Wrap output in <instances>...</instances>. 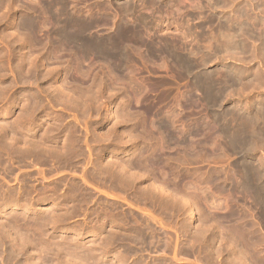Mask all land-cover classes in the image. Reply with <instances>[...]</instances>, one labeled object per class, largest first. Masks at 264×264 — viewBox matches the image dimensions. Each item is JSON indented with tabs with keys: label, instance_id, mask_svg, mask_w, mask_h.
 I'll list each match as a JSON object with an SVG mask.
<instances>
[{
	"label": "rangeland",
	"instance_id": "rangeland-1",
	"mask_svg": "<svg viewBox=\"0 0 264 264\" xmlns=\"http://www.w3.org/2000/svg\"><path fill=\"white\" fill-rule=\"evenodd\" d=\"M195 1L196 0H179V2L178 0H170V2L169 0H64L62 1V3L58 0H0V264H237L238 261L240 262L241 260H243L239 258L241 256H245L243 258H249V261L251 263L253 262V264L256 262V264H261V262L262 264H264V205L262 204L263 207L262 205H259L258 201L255 200V198L253 199L254 196L252 194L248 193L250 196L248 197L247 193H244L241 189H239L241 185L240 182L242 181L241 178L243 179L244 174L241 169L242 167H240L239 165L240 159L245 161L250 160L247 162H251L249 163L250 165H248L252 167L250 168L246 166V168L251 178L254 176V174H256V171L258 172V170L262 174H260V176L258 172L259 176L256 177V174L254 176V181L252 178V182H256V180L260 181L261 179L264 180V141L261 140V138H264V124H262L264 123V119L261 120L258 118V116L255 115V118L252 117L253 120L251 119V121H249L250 119L246 116V112H253L249 108H245L243 110L244 112L242 114L245 113L244 116H241L242 114L240 112V114L238 113V117L234 115L231 116L233 114L232 111V113H230V109L235 110L236 107L243 108L244 106L251 103L252 100L254 102H257V100L264 99V97H262L264 96V65L260 63L258 56H254V59L249 50L244 51L243 53H239L240 56L244 55L242 56V58H240L238 54L228 55V53H224V51H216L215 58L208 60L205 64V69L213 71L215 78H218L221 75L218 72L220 71L221 65H228V67L232 66L231 68L229 67L230 69L233 68L232 71H241V69H243L245 70V73L243 71L239 73V76L241 74V77L238 78V81L240 83L238 82L230 84L228 89H226V92L229 93H225L226 97L220 99L221 101L223 100L222 102L220 100L213 101L211 99H209V101L205 98V96H201V88H196L197 86L193 84V74L195 73L196 68H192L193 66H191L190 64H185V59L183 60V58L185 57L187 60H192L194 58L196 59L197 57L193 56V51H195L194 49L196 48V46H200V54H202L203 52L204 56L211 54L212 47L209 43L210 39L208 41L207 39L210 38L209 31L212 32V30H210L211 25H209V23L211 22L212 14L216 13V15H218L223 13V15H226L229 6L231 8L232 4L234 5L236 3L235 6H237L242 5L243 3L241 0L239 2H237V0H222V2H217L216 4L213 3L215 6H212V4L210 5V7V0H201L200 3L202 4H200V6L204 5V11L199 16L196 15L198 9H196L197 7H195L197 5ZM246 1L248 6L252 8L250 9V11L252 10L251 15L255 13L257 15H254L256 17H259L262 13L261 15L264 18V0ZM248 1L250 2L248 3ZM126 2L129 3V5ZM190 2L192 3L190 4ZM255 3L260 6L258 7L257 5H255ZM206 4L208 5V7ZM127 5L129 6V8ZM255 6L256 10L258 9V11L254 10ZM210 9H212L213 11L210 12ZM125 10L128 11V13H124L126 12ZM203 15L206 16L204 17ZM195 16H198L199 19ZM202 16L204 17V19ZM208 16H210V22L209 20H207ZM127 17H130L131 19H128ZM67 18L70 19L68 20ZM125 18L130 21H127ZM198 20L200 21V26L197 25ZM118 21H121L122 23ZM201 23L204 26L201 25ZM63 26H66V28H68L70 34H73L74 37H77L78 40L76 39V42L78 41V44L81 42L86 43L87 40L90 39L102 40V42L107 39V43L105 42V45L107 48H110L111 44L110 46L108 44L111 43V41L108 42V39H110V37L112 38L113 36H123V43H129L128 41H131L129 43L131 47H126L127 44L125 43V47L127 48H125V51L127 50L126 52L128 53V58L126 59L130 60V63L128 60H123L124 58L121 57L119 52L118 56L117 54L114 55L108 52L110 55L106 54L103 57V55L99 54L98 52H95L96 54H98L97 56H95L94 51H90L89 49H87L89 51H87L86 56H88L87 58L89 60L93 59L95 61L90 60V63L87 58H83L84 60L82 61L78 60L76 48L74 49V44L76 45L77 43L75 42L70 43V45L69 43L67 45H63L61 40L57 39V37L60 38L61 32L63 31ZM117 26L121 27L118 28ZM122 27H124L125 29ZM199 27H201V29ZM206 27L208 29H206ZM82 28H84L85 30L83 31ZM133 28H140V30H137L136 34V31ZM120 29H123L125 31ZM196 30L197 32H195ZM204 30H206L207 35L209 34V37L207 36V39H205L209 44L203 43L199 45V43L197 42H200L202 40L203 42H205V40L202 39L204 37L202 34L205 32ZM78 32L81 34H79ZM197 35L201 37L202 40ZM197 39L200 40L196 41ZM33 41L35 43H33ZM142 41L144 43H142ZM253 42H255V39H253ZM145 43H147L148 48L146 47ZM195 43L197 45H195ZM60 45L62 46L60 47ZM71 45L72 47H74L71 48ZM149 46L151 48H149ZM203 46H207V49ZM129 47L131 49V52ZM60 48L62 49L60 50ZM185 49L187 51H184ZM180 50H182V52ZM208 50L210 52H208ZM60 51L63 52L61 53ZM144 52H149L146 54V56L148 57L144 55ZM130 54H132L133 56L130 57ZM150 55L152 56L150 57ZM224 56L227 57L224 58ZM155 57L157 58L155 59ZM218 57H221L222 59H218ZM104 58L107 59V62L106 60H104ZM150 58H152L153 60ZM111 59L112 62H116V64L111 63ZM118 59L119 61H121L119 62ZM142 60L145 63L142 62ZM73 61L76 62L74 63ZM83 61L85 63H83ZM124 61L128 62L126 63ZM108 62L109 64L111 63L112 66H110ZM65 64L68 65L66 66ZM121 64L124 68L121 66ZM180 64L182 67L180 66ZM124 65L128 67L130 65L131 66L128 69ZM152 65H154V67ZM90 66L91 68H89ZM172 66L175 68L171 69L173 68ZM73 67H75V69ZM188 67L191 68V71L189 70V72H186L185 70ZM247 67H249V69ZM80 68L83 69V71L80 70ZM87 68L91 70H89V72H86L88 71ZM109 68V73L112 74L113 72V75H109L107 71V69ZM115 68L116 70L113 71ZM121 68H123L124 70H122ZM247 69L248 72L250 71L249 73L247 72ZM175 70H177L178 73ZM95 71L98 73H96ZM124 71H127L125 72L126 74L124 73ZM255 71L260 77L255 73ZM251 75L252 78H250ZM81 76H84L83 79ZM116 78H120L122 81L118 79L120 80L118 82ZM131 78L134 79L132 80ZM249 78L252 80H250ZM244 81L247 83H245ZM92 82L94 85H92ZM63 84L65 85V87ZM89 84L91 86H89ZM110 85H112V87ZM141 85L143 86V88L140 87ZM68 86L70 87L69 90ZM119 87L120 90L118 89ZM237 87H239L241 91ZM114 88H116V91L114 90ZM60 89L63 93H61ZM85 89H87L88 92ZM139 89L142 92H140ZM199 89V92H201L200 94L197 91ZM82 90H85L87 94ZM124 90L130 94H133L130 95L127 92L125 93ZM134 90L136 93L133 92ZM136 94H138V96ZM193 95L195 98L192 97ZM92 96H95V100H91V98H93ZM136 97H138V99ZM197 97L199 98L197 99ZM259 97L262 98L257 99ZM190 102L191 104H189ZM215 102L220 106H216ZM214 103L215 105H212ZM239 103H241L243 106ZM185 104H187L188 106ZM232 106H234L235 108ZM238 109L240 110L241 108ZM121 110L123 111V113ZM211 110L214 111L212 112ZM222 110L229 111L230 114L224 116L220 122H222L223 120L224 121L220 123L219 120L221 117L218 118V116H216V120L213 113L216 115V112H220ZM131 111L135 113H132ZM139 112L142 114V116ZM173 112L174 114H172ZM205 112H207V114ZM136 113L139 116H137ZM133 115L136 117H134ZM171 115L173 116L171 117ZM131 116L134 119H132ZM228 117H230V120L227 119L226 121V118ZM233 117H237V119ZM130 119L133 121H131ZM158 119L160 120L158 121ZM238 119L243 124H240V121ZM172 120L175 121L173 122ZM225 121L228 122V124ZM252 122L255 123L253 124ZM144 123H146L147 125H144ZM149 123L152 126L149 125ZM237 123L241 126L243 125L242 127L245 128V132L242 130L243 128L241 126L240 128L242 129L238 130L239 125ZM153 125L155 127L154 129ZM162 125L164 126L162 127ZM141 126H144L147 130L143 127L141 129ZM194 126L196 127V129ZM190 127L193 128L191 129ZM222 128H224V130H222ZM148 130L149 132H147ZM227 130L230 131V134ZM145 131L147 133H145ZM148 133L155 140L152 139L151 136L148 135ZM172 134H174L175 136ZM223 134L225 136H223ZM147 135L151 140L147 137ZM170 135L173 137L172 140L171 138H169ZM236 135H238L239 137H237ZM166 136L170 140H167ZM228 136L229 138L230 136L232 138L236 137L235 139H238L237 141L239 143L241 142L242 145L237 143L239 144L237 146L236 144H232L230 141H226ZM241 136L243 137V139ZM76 137L80 139L77 140ZM186 137L188 138L186 139ZM247 137L248 140L250 139L251 141H248ZM95 138L98 140H96ZM245 139L246 141H244ZM70 140L72 142H77L72 143L70 142ZM78 141L80 144H78ZM225 141L229 142V145L227 143H224ZM77 145L80 146L78 147ZM70 146L72 149L70 148ZM234 146L238 147L239 149L235 148ZM243 146L245 147L242 148ZM139 148L141 151L139 150ZM79 149L81 151H79ZM70 150H72L71 153ZM223 150L225 153L223 152ZM138 152H140V154ZM68 153H70L71 155ZM144 153H146V155ZM197 154L199 155L197 156ZM160 155L162 156V158ZM137 156H141V160H139L140 158H138ZM191 157H193V160ZM142 159L144 160V164H148L149 162H153L155 160H161L162 164L165 165L163 166L164 168L162 166L160 167L162 168L159 169L160 171L158 170L160 173L153 174L150 172L152 174L151 175L149 173V170H146V168H148L147 166L145 169H141L142 171L138 167H135V169L133 168L135 165L138 166L135 163L139 161L140 163L141 161L143 162ZM132 160L137 161H135L134 163L132 162ZM119 161L122 162L123 165H129L131 164V162L134 163L135 165H130L131 167L133 166V170L131 167L128 168L129 170H123L120 167L122 164L119 163ZM145 161L147 163H145ZM181 161L183 164L181 163ZM165 162H167V164ZM118 164L121 165L118 166ZM174 164L177 167H175ZM110 166L112 167V169ZM118 167L120 169H118ZM238 168L241 169V171ZM165 169L167 171L166 174ZM134 170H136L135 172H137L138 170V175L135 174ZM181 170H183V172ZM253 170L256 171L254 172ZM140 172H142V176L139 175ZM97 173L99 176L97 175ZM123 175H125V177ZM154 175L156 176L153 177ZM128 176H130L131 179L128 178ZM132 176H135L136 179H133ZM84 177L86 180L84 179ZM215 177L216 179H214ZM255 177L257 179H255ZM120 178L123 179L121 180ZM132 179L133 181H131ZM155 179H159V181H155ZM215 180H218V182ZM122 181H124V185ZM160 181H163L167 184L163 185L164 183H162L160 184V186H169V192L167 191L168 188L167 190L164 189L166 187L163 188L168 192V194L166 191L164 192V190H159V188H162L160 186L158 187V189L155 188L158 185L156 184V182ZM170 181L174 183L171 184ZM128 182L130 183V185H127L129 184ZM148 183H151L150 186L155 184L154 187L152 186L154 190L149 186ZM221 184L224 185L221 186ZM146 185L150 188H145ZM175 186H178V189L176 188V191L173 190L175 189ZM188 186L190 187L188 188ZM142 189L145 193L141 191ZM170 189L175 192L171 193L173 194L172 196L170 192L173 191H170ZM183 190H185V192H183ZM149 194H152L153 196ZM174 194H176L177 196L174 197ZM187 194L189 197H186ZM180 195L181 197L183 196V198L180 197L181 199H178V196ZM79 198L81 200H79L80 202L78 201ZM150 198L153 199L150 200ZM184 198H186L187 201ZM182 200L183 202H181ZM79 203L80 205H82V207L79 206ZM193 204L196 206H194ZM190 206L195 210V214L193 217H189L188 215ZM254 207L255 209H253ZM198 208L200 209V211ZM201 215H206L207 217L205 216L206 218H204ZM210 215L215 216V219H213V216ZM123 216H125V219ZM220 216L221 219L218 218ZM135 222L138 224H136ZM230 222H232L234 225H232V223ZM200 223H202V226H200ZM205 223L210 226L209 227L207 225L209 230L206 227ZM145 225L146 227H148L146 228ZM247 225H249V227ZM136 227L139 229H137ZM199 227L201 229L202 227L203 229H205V232H203L204 234L202 233L201 229L199 230ZM230 228H232V233L230 232ZM248 228L252 229L249 230ZM225 230L229 233H226ZM233 230H235V232ZM240 233L242 236L240 235ZM227 234H231V236H228ZM227 236L230 238H228ZM237 237H241L240 239L242 242H240V239H237ZM254 237H256L257 239ZM247 238L249 240H247ZM227 239H229L230 241L228 240V242ZM236 239L239 241H237ZM165 240L168 242H166ZM231 240H235L236 243L238 242L237 246L236 243L232 242ZM251 242L253 243L251 244ZM230 243L234 244L236 248H240V246L243 244L241 246L243 248L241 256L239 255V251ZM244 245L246 247H244ZM250 249L253 250L251 251ZM247 250L250 253H248ZM217 251L219 252V254ZM233 253H235L236 255L238 254L239 256L237 255V257H234L235 254L232 256ZM253 253H256V255Z\"/></svg>",
	"mask_w": 264,
	"mask_h": 264
},
{
	"label": "bare ground",
	"instance_id": "bare-ground-1",
	"mask_svg": "<svg viewBox=\"0 0 264 264\" xmlns=\"http://www.w3.org/2000/svg\"><path fill=\"white\" fill-rule=\"evenodd\" d=\"M56 1V0H55ZM58 1H60V2H62V1H64V0H58ZM67 1V0H66ZM157 1V0H156ZM211 1V4H209V6L210 5H212L213 3L214 4H216L217 2H222V0H210ZM229 1V0H228ZM240 0H237V2H239ZM242 1V5H237V6H235V4L233 5L232 4V6H231V8H230V6L228 7V11H227V14L226 15H223V13L222 14H218V15H216V13H213L212 14V17H211V22H210V16H208V19L207 20H209V22L210 23H212V24H210L209 23V25H211V29L210 30H212V32L211 31H209L210 32V38H208L207 39V36L209 37V34L207 35V33H206V30H204L205 32L204 33H202L203 34V38L202 39H207V41L209 40V43H210V46L212 47V51H211V54H209V55H207V56H204V52L202 53V54H200V46H196V48L194 49V48H192V49H194L195 51H193V56H196L197 58V60L194 58V59H190V57H189V59L190 60H187L185 57L183 58V60L185 59V64H190L191 66H193L192 68H196V71H195V73L193 74V78H194V85L195 86H197L196 88H201V92H199L200 91V89L199 90H197L198 92H199V94L202 96L203 95V97L205 96V98L206 99H211V100H213V101H215V100H220V99H223L224 97H226V94L225 93H229V92H226V89H228V87L230 86V84H234V83H238L239 81H238V78L239 77H241V74H240V76H239V73H241V71H245V70H243V69H241V71L239 72V71H232V69H230L229 67H228V65H221V68H220V71H218L221 75L217 78H215V76H214V72L213 71H211V70H206L205 68V64L207 63V61L208 60H210V59H214L215 58V54H216V51H224V53H228V55L230 54V55H236V54H238L239 56H240V54L239 53H243L244 51H250V54L251 55H253V57L254 56H258V58H259V61H260V63L262 64V65H264V18L262 17V13L260 14V16L259 17H256L255 15H257V14H255L254 12V14H252L251 15V11H250V9H252V8H250L249 6H248V4H247V1L246 0H241ZM260 1V0H259ZM258 1V2H259ZM46 2V1H45ZM50 2V1H49ZM54 2V1H53ZM130 2V1H129ZM152 2V1H151ZM150 2V3H151ZM169 2H170V0H169ZM174 2V1H173ZM178 2H179V0H178ZM196 2V4L198 5H196L195 7H197L196 9H198L197 10V14L196 15H199L200 16V14L201 13H203V6H200V4H202V3H200L201 2V0H196L195 1ZM224 2H226V1H224ZM250 1H248V3H249ZM253 2V1H252ZM256 2V1H255ZM63 3V2H62ZM127 3V2H126ZM132 3V2H131ZM181 3V2H180ZM183 3V2H182ZM192 2H190V4H191ZM208 3H210V2H208ZM59 4V3H58ZM61 4V3H60ZM71 4V3H70ZM128 5H129V3H127ZM159 4V3H158ZM178 4V3H177ZM176 4V5H177ZM187 4V3H186ZM212 5V6H215V5ZM259 4H261V3H259ZM263 4V3H262ZM47 5V4H46ZM52 5H53V3H52ZM67 5V4H66ZM126 5V4H125ZM125 5H123V6H125ZM127 5V6H128ZM132 5V4H131ZM136 5V4H135ZM160 5V4H159ZM188 5V4H187ZM207 5V4H206ZM219 5V4H218ZM217 5V6H218ZM255 5H257L258 6V4H256L255 3ZM264 5V4H263ZM9 6V5H8ZM17 6V5H16ZM61 6V5H60ZM153 6V5H152ZM260 6V5H259ZM258 6V7H259ZM50 7V6H49ZM62 7H64V6H62ZM73 7V6H72ZM135 7V6H134ZM184 7V6H183ZM207 7H208V5H207ZM211 7V6H210ZM251 7H252V5H251ZM257 7V8H258ZM262 7V6H261ZM120 8V7H119ZM123 8V7H122ZM128 8H129V6H128ZM127 8V9H128ZM132 8V7H131ZM170 8V7H169ZM188 8V7H187ZM193 8V7H192ZM201 8H202V10H201ZM226 8V7H225ZM224 8V9H225ZM156 9V8H155ZM195 9V8H194ZM195 9V10H196ZM205 9H206V7H205ZM227 9V8H226ZM225 9V10H226ZM55 10V9H54ZM123 10V9H122ZM129 10V9H128ZM169 10V9H168ZM182 10V9H181ZM194 10V11H195ZM211 11L210 12H212L213 10H214V8H213V10L212 9H210ZM217 10V9H216ZM219 10V9H218ZM224 10V11H225ZM254 10H256V6H255V9ZM261 10H262V8H261ZM126 11V10H125ZM148 11V10H147ZM193 11V12H194ZM202 11V12H201ZM206 11V10H205ZM221 11V10H220ZM256 11H258V9L256 10ZM255 11V12H256ZM51 12V11H50ZM159 12V11H158ZM174 12V11H173ZM210 12H209V14H210ZM57 13V12H56ZM65 13V12H64ZM119 13H120V11H119ZM124 13H128V11H126V12H124ZM179 13V12H178ZM208 13V12H207ZM260 13V12H259ZM72 14V13H71ZM205 14H206V12H205ZM64 15V14H63ZM190 15V14H189ZM195 15V14H194ZM254 15V16H253ZM259 15V14H258ZM130 16V15H129ZM138 16V15H137ZM145 16V15H144ZM188 16V15H187ZM204 16V15H203ZM202 16V17H203ZM206 16V15H205ZM204 16V17H205ZM4 17V16H3ZM28 17V16H27ZM139 17V16H138ZM195 17H197L198 18V16H195ZM204 17H203V19H204ZM21 18V17H20ZM128 18V17H127ZM144 18V17H143ZM153 18V17H152ZM46 19V18H45ZM64 19V18H63ZM68 19V18H67ZM70 19V18H69ZM68 19V20H69ZM106 19V18H105ZM109 19V18H108ZM126 19V18H125ZM128 19H131L130 17L128 18ZM128 19H126L127 21H130V20H128ZM138 19V18H137ZM199 19V18H198ZM206 19V18H205ZM25 20V19H24ZM32 20V19H31ZM141 20V19H140ZM144 20V19H143ZM197 20V19H196ZM84 21V20H83ZM122 21V20H121ZM121 21H118V22H120V23H122ZM202 21V20H201ZM47 22V21H46ZM79 22H81V21H79ZM87 22V21H86ZM85 22V23H86ZM117 22V23H118ZM134 22V21H133ZM136 22V21H135ZM59 23H61V22H59ZM100 23H101V21H100ZM115 23V22H114ZM120 23H119V25H120ZM193 23V22H192ZM198 23V24H197ZM197 23H195V24H197V25H199L200 26V21L198 20V22ZM205 23H207V22H205ZM42 25V24H41ZM117 25V24H116ZM154 25V24H153ZM201 25H203L202 23H201ZM85 26V25H84ZM90 26V25H89ZM186 26V25H185ZM204 26V25H203ZM206 26V25H205ZM118 27V26H117ZM119 27H121V26H119ZM118 27V28H119ZM125 27V26H124ZM124 27H122V28H124ZM127 27V26H126ZM202 27V26H201ZM201 27H199L200 29H201ZM79 28V27H78ZM91 28V27H90ZM197 28V27H196ZM209 28H210V26H209ZM26 29V28H25ZM62 29V28H61ZM83 29V31L85 30L84 28H82ZM125 29V28H124ZM133 29H135V31H136V34H137V30H140V28L138 29H136V28H133ZM146 29V28H145ZM206 29H208L207 27H206ZM51 30V29H50ZM74 30V29H73ZM77 30V29H76ZM120 30H123V29H120ZM148 30V29H147ZM193 30H195V29H193ZM192 30V31H193ZM27 31V30H26ZM40 31V30H39ZM123 31H125V30H123ZM133 31V30H132ZM131 31V32H132ZM134 31V32H135ZM86 32V31H85ZM111 32V31H110ZM120 32V31H119ZM128 32V31H127ZM130 32V33H131ZM195 32H197V30L195 31ZM201 32V31H200ZM208 32V31H207ZM208 32V33H209ZM79 33V32H78ZM78 33H76V34H78ZM88 33V32H87ZM118 33V32H117ZM116 33V34H117ZM123 33V32H122ZM125 33V32H124ZM140 33V32H139ZM149 33V32H148ZM194 33V32H193ZM199 33V32H198ZM197 33V34H198ZM79 34H81V33H79ZM173 34V33H172ZM46 35V34H45ZM57 35H58V33H57ZM96 35H98V34H96ZM102 35V34H101ZM106 35V34H105ZM114 35V34H113ZM120 35V34H119ZM125 35V34H124ZM80 36V35H79ZM82 36V35H81ZM84 36H85V34H84ZM95 36V35H94ZM133 36V35H132ZM150 36V35H149ZM191 36H192V34H191ZM198 36V35H197ZM197 36H196V38H197ZM83 37V36H82ZM81 37V38H82ZM100 37V36H99ZM109 37V36H108ZM122 37L123 36H120V37H110V39H108L109 41L108 42H110L111 41V43H108L109 44V46H110V44H111V46H110V48H107L106 47V45H105V42H106V40L104 41V42H102V40H97V39H90V40H87V42L86 43H84V42H81V43H79L78 44V41L76 42V39H77V37H74L73 36V34H70V32H69V30H68V28H66V26H63V31L61 32V35H60V38H58L57 37V39H60L61 40V42H62V44L63 45H67L68 43H69V45H70V43H77L76 45L74 44V49L76 48V53L78 54V60H80V61H82V60H84L83 58H87L88 56H86L87 55V51H94V55L95 56H97L98 54H96L97 52L99 53V54H102L103 55V57H104V55H106V54H109V53H111V54H117V56H118V52H119V54L121 55V57L122 58H124L123 60H128V59H126V58H128V53L125 51V48L126 47H128V46H130V42L131 41H128L129 43H126L127 44V46L125 47V43H123L124 42V40L122 39ZM135 37V36H134ZM133 37V38H134ZM136 37H138V36H136ZM173 37V36H172ZM171 37V38H172ZM174 37H175V35H174ZM179 37V36H178ZM199 37V36H198ZM32 38V37H31ZM133 38H131V39H133ZM153 38V37H152ZM170 38V39H171ZM195 38V39H196ZM200 39H201V37H199ZM28 39V38H27ZM80 39V38H79ZM84 39V38H83ZM125 39H127V38H125ZM140 39V38H139ZM149 39V38H148ZM167 39V38H166ZM175 39V38H174ZM192 39V38H191ZM200 39H197L196 41H198V40H200ZM201 39V40H202ZM253 39H255V42H253ZM31 40V39H30ZM36 40V39H35ZM78 40V39H77ZM86 40V39H85ZM130 40V39H129ZM142 40V39H141ZM165 40V39H164ZM187 40V39H186ZM50 41V40H49ZM56 41V40H55ZM178 41V40H177ZM190 41V40H189ZM26 42V41H25ZM28 42V41H27ZM59 42V41H58ZM133 42V41H132ZM151 42H152V40H151ZM160 42V41H159ZM174 42V41H173ZM33 43H35L34 41H33ZM32 43V44H33ZM57 43V42H56ZM107 43V42H106ZM142 43H144L143 41H142ZM142 43H141V45H142ZM192 43V42H191ZM197 43H199V45L200 44H205V43H207V44H209L208 42H206V40H205V42H203V40L202 41H200V42H197ZM250 43V44H249ZM254 43V44H253ZM129 44V45H128ZM133 44V43H132ZM131 44V45H132ZM136 44V43H135ZM146 44V47H147V43H145ZM145 44H144V46H145ZM249 44V45H248ZM21 45V44H20ZM153 45H155V44H153ZM173 45V44H172ZM195 45H197L196 43H195ZM62 45H60V47H61ZM137 46V45H136ZM136 46H135V48H136ZM140 46V45H139ZM143 46V47H144ZM151 46V45H150ZM149 46V48H151ZM191 46V45H190ZM202 46V45H201ZM208 46V45H207ZM206 46V47H207ZM67 47V46H66ZM72 47V45H71V48H73ZM131 47V46H130ZM130 47H129V49H130ZM133 47V46H132ZM154 47V46H153ZM169 47V46H168ZM204 48H206L205 46H203ZM142 48V47H141ZM148 48V47H147ZM173 48H174V46H173ZM172 48V49H173ZM185 48V47H184ZM203 48V49H204ZM62 48H60V50H61ZM67 49V48H66ZM73 49V50H74ZM87 49H89V50H87ZM127 49V48H126ZM143 49V48H142ZM141 49V50H142ZM145 49V48H144ZM177 49V48H176ZM182 49H183V47H182ZM186 49H187V47H186ZM184 50V51H187V50ZM207 49V48H206ZM205 49V50H206ZM209 49V48H208ZM211 49V48H210ZM181 52H182V50H180ZM203 51V50H202ZM61 52V51H60ZM63 52V51H62ZM61 52V53H62ZM69 52V51H68ZM96 52V53H95ZM109 52V53H108ZM130 52H131V49H130ZM134 52V51H133ZM141 52V51H140ZM152 52V51H151ZM156 52V51H155ZM176 52V51H175ZM177 52H179V51H177ZM205 52H207V51H205ZM208 52H210L209 50H208ZM74 53H75V51H74ZM92 53V52H91ZM145 53V52H144ZM147 53H149V52H147ZM147 53H145L144 55L146 56V54ZM153 53V52H152ZM220 53V52H219ZM64 54V53H63ZM134 54V53H133ZM139 54V53H138ZM151 54V53H150ZM208 54V53H207ZM218 54V53H217ZM222 54V53H221ZM249 54V53H248ZM23 55H24V53H23ZM72 55V54H71ZM93 55V54H92ZM110 55V54H109ZM149 55V54H148ZM157 55V54H156ZM163 55V54H162ZM173 55V54H172ZM182 55V54H181ZM181 55H178V56H181ZM189 55V54H188ZM202 55V56H201ZM206 55V54H205ZM220 55V54H219ZM218 55V56H219ZM224 55V54H223ZM227 55V56H228ZM133 55L132 54H130V57H132ZM152 55H150V57H151ZM170 56V55H169ZM193 56H192V58H193ZM227 56H224V58H226ZM242 56H244V55H242ZM242 56H240V58H242ZM74 57H75V55H74ZM76 57H77V55H76ZM101 57V56H100ZM103 57H102V59H103ZM111 57V56H110ZM137 57V56H136ZM146 57H148V56H146ZM157 57H158V55H157ZM157 57H155V59L157 58ZM167 57V56H166ZM183 57V56H182ZM222 57V56H221ZM221 57H218V59L219 58H221ZM231 57V56H230ZM233 57H236V56H233ZM35 58V57H34ZM93 58H94V56H93ZM118 58V57H117ZM116 58V59H117ZM159 58V57H158ZM163 58V57H162ZM165 58V57H164ZM181 58V57H180ZM179 58V59H180ZM244 58V57H243ZM248 58V57H247ZM246 58V59H247ZM88 59V58H87ZM86 59V60H87ZM121 59V58H120ZM134 59V58H133ZM141 59V58H140ZM150 59H152V58H150ZM161 59V58H160ZM178 59V60H179ZM222 59V58H221ZM254 59H255V57H254ZM257 59V58H256ZM68 60V59H67ZM90 60H93V59H90ZM89 59H88V61H90ZM104 60H106V62H107V59L106 58H104ZM122 60V59H121ZM120 60V61H121ZM153 60V59H152ZM181 60V59H180ZM235 60V59H234ZM238 60V59H237ZM60 61V60H59ZM93 61H95V60H93ZM109 61V60H108ZM111 61V63H113L112 62V59L110 60ZM109 61V62H110ZM114 61H116V60H114ZM118 61H119V59H118ZM119 61V62H120ZM129 61V63H130V60H128ZM128 61H124V62H128ZM133 61V60H132ZM131 61V62H132ZM155 61V60H154ZM168 61V60H167ZM191 61V62H190ZM218 61V60H217ZM236 61V60H235ZM240 61H241V59H240ZM244 61H246V60H244ZM248 61V60H247ZM252 61H254V60H252ZM256 61V60H255ZM33 62V61H32ZM74 62V61H73ZM76 62V61H75ZM74 62V63H75ZM102 62V61H101ZM109 62H108V64H109ZM123 62V61H122ZM142 62H144L143 60H142ZM150 62V61H149ZM187 62H190V63H187ZM79 63V62H78ZM83 63H85L84 61H83ZM87 63V62H86ZM90 63H91V61H90ZM95 63V62H94ZM109 64L110 66H112V64ZM125 63V64H126ZM138 63V62H137ZM145 63V62H144ZM162 63V62H161ZM167 63V62H166ZM166 63H165V65H166ZM226 63V62H225ZM234 63V62H233ZM249 63V62H248ZM247 63V64H248ZM22 64V63H21ZM33 64V63H32ZM69 64V63H68ZM67 64V65H68ZM77 64V63H76ZM88 64H89V62H88ZM93 64V63H92ZM98 64V63H97ZM105 64H107V63H105ZM113 64H116V62H114ZM124 64V63H123ZM242 64V63H241ZM66 65V64H65ZM66 65V66H67ZM72 65H73V63H72ZM78 65V64H77ZM76 65V66H77ZM101 65V64H100ZM120 65V64H119ZM146 65V64H145ZM155 65V64H154ZM154 65H152L153 67H154ZM169 65H170V63H169ZM172 65V64H171ZM178 65V64H177ZM189 65V66H190ZM244 65V64H243ZM19 66V65H18ZM79 66H80V64H79ZM88 66V65H87ZM105 66V65H104ZM103 66V67H104ZM108 66V65H107ZM121 66L123 67V65L121 64ZM120 66V67H121ZM124 66H126V65H124ZM131 66V65H130ZM129 66V67H130ZM135 66H137V65H135ZM156 66V65H155ZM157 66H158V64H157ZM162 66V65H161ZM180 66H181V64H180ZM186 66V65H185ZM35 67V66H34ZM83 67V66H82ZM86 67V66H85ZM93 67V66H92ZM102 67V66H101ZM106 67V66H105ZM119 67V68H120ZM129 67L128 66H126V68H128L129 69ZM173 67V66H172ZM182 67V66H181ZM219 67V66H218ZM234 67V66H233ZM246 67V66H245ZM20 68V67H19ZM53 68V67H52ZM74 69H75V67H73ZM89 68H91V66L89 67ZM100 68V67H99ZM108 68V67H107ZM114 68V67H113ZM124 68V67H123ZM123 68H121L122 70H124ZM132 68V67H131ZM138 68V67H137ZM150 68H152V67H150ZM175 67H173V68H171V69H174ZM189 68V69H188ZM188 68H186V72H189V70L191 71V68L190 67H188ZM217 68V67H216ZM238 68V67H237ZM244 68V67H243ZM248 69H249V67H247ZM21 69H23V68H21ZM33 69V68H32ZM65 69V68H64ZM88 69V68H87ZM103 69V68H102ZM112 69V68H111ZM121 69H120V71H121ZM133 69V68H132ZM135 69V68H134ZM142 69V68H141ZM154 69V68H153ZM156 69V68H155ZM248 69H247V72H248ZM51 70V69H50ZM80 70H82L83 71V69H81L80 68ZM89 70H91V69H88V71H86V72H89ZM99 70V69H98ZM97 70V71H98ZM104 70V69H103ZM110 70V68L109 69H107V71H108V73L110 72L109 71ZM116 70V68L113 70V71H115ZM117 70H118V68H117ZM126 70V69H125ZM188 70V71H187ZM237 70V69H236ZM65 71V70H64ZM71 71H72V69H71ZM84 71H85V68H84ZM129 71H131V70H129ZM128 71V72H129ZM136 71V70H135ZM135 71H134V73H135ZM176 72H177V70H175ZM254 71V70H253ZM260 71V70H259ZM96 72V71H95ZM100 72V71H99ZM103 72V71H102ZM105 72V71H104ZM112 72V71H111ZM117 72V71H116ZM115 72V73H116ZM123 72V71H122ZM125 72H127V71H124V73ZM138 72V71H137ZM141 72V71H140ZM148 72V71H147ZM175 72V73H176ZM184 72V71H183ZM193 72V71H192ZM217 72V73H218ZM242 72V73H243ZM250 72V71H249ZM248 72V73H249ZM257 72H258V70H257ZM256 71H255V73L258 75V73H257ZM264 72V71H263ZM71 73V72H70ZM80 73H82V72H80ZM90 73H91V71H90ZM94 73V72H93ZM96 73H98V72H96ZM121 73V72H120ZM120 73H118V74H120ZM132 73V72H131ZM178 73V72H177ZM216 73V74H217ZM218 73V74H219ZM245 73V72H244ZM26 74V73H25ZM54 74V73H53ZM65 74H68V73H65ZM84 74H85V72H84ZM101 74V73H100ZM126 74V73H125ZM124 74V75H125ZM127 74H130V73H127ZM260 74V73H259ZM27 75V74H26ZM76 75H77V72H76ZM107 75V74H106ZM109 75H113V72H112V74H110L109 73ZM116 75V74H115ZM114 75V76H115ZM133 75V74H132ZM177 75V74H176ZM244 75V74H243ZM255 75V74H254ZM264 75V74H263ZM263 75H261V76H263ZM64 76V75H63ZM73 76V75H72ZM75 76V75H74ZM88 76H89V74H88ZM129 76V75H128ZM245 76V75H244ZM259 76V75H258ZM68 77V76H67ZM78 77V76H77ZM76 77V78H77ZM80 77V76H79ZM82 77V76H81ZM84 77V76H83ZM83 77H82V79H83ZM106 77V76H105ZM113 77V76H112ZM132 77H134V76H132ZM137 77V76H136ZM139 77V76H138ZM260 77V76H259ZM39 78V77H38ZM89 78V77H88ZM103 78V77H102ZM123 78V77H122ZM164 78V77H163ZM250 78H252V75H251V77ZM249 78V79H250ZM64 79V78H63ZM80 79V78H79ZM115 79V78H114ZM117 79V78H116ZM118 79H120V78H118ZM117 79V81L119 82L120 80H118ZM124 79V78H123ZM132 79V78H131ZM130 79V80H131ZM134 79V78H133ZM132 79V80H133ZM157 79V78H156ZM180 79V78H179ZM248 79V78H247ZM255 79V78H254ZM38 80V79H37ZM39 80H41V79H39ZM90 80V79H89ZM96 80V79H95ZM129 80V81H130ZM250 80H252V79H250ZM264 80V79H263ZM12 81V80H11ZM63 81V80H62ZM115 81V80H114ZM122 81V80H121ZM128 81V82H129ZM135 81V80H134ZM65 82V81H64ZM109 82V81H108ZM126 82H127V80H126ZM132 82V81H131ZM140 82V81H139ZM245 82V81H244ZM252 82H254V81H252ZM60 83V82H59ZM111 83V82H110ZM121 83V82H120ZM123 83H125V82H123ZM154 83V82H153ZM240 83V82H239ZM245 83H247V82H245ZM61 84V83H60ZM59 84V85H60ZM98 84V83H97ZM101 84V83H100ZM99 84V85H100ZM103 84V83H102ZM122 84V83H121ZM135 84H137V83H135ZM171 84V83H170ZM261 84V83H260ZM6 85V84H5ZM16 85V84H15ZM62 85V84H61ZM60 85V86H61ZM64 85V84H63ZM76 85V84H75ZM77 85H79V84H77ZM92 85H94L93 84V82H92ZM104 85V84H103ZM107 85V84H106ZM114 85V84H113ZM120 85V84H119ZM128 85H130V84H128ZM128 85H127V87H128ZM140 85V84H139ZM184 85V84H183ZM188 85V84H187ZM54 86V85H53ZM58 86V85H57ZM56 86V87H57ZM82 86V85H81ZM89 86H91L90 84H89ZM96 86V85H95ZM98 86V85H97ZM111 87H112V85H110ZM115 86V85H114ZM124 86H125V84H124ZM242 86V85H241ZM244 86V85H243ZM249 86H250V84H249ZM248 86V87H249ZM258 86H260V85H258ZM9 87V86H8ZM64 87H65V85H64ZM69 87V86H68ZM79 87V86H78ZM83 87V86H82ZM109 87V86H108ZM117 87V86H116ZM122 87V86H121ZM130 87V86H129ZM140 87H142L143 88V86L141 85ZM232 87V86H231ZM42 88V87H41ZM53 88V87H52ZM62 88H63V86H62ZM80 88V87H79ZM78 88V89H79ZM110 88V87H109ZM123 88V87H122ZM126 88V87H125ZM168 88V87H167ZM195 88V89H196ZM237 88H239V87H237ZM254 88H256V87H254ZM262 88V87H261ZM59 89V88H58ZM70 89V87L68 88V90ZM92 89V88H91ZM113 89V88H112ZM116 88H114V90H115ZM119 90H120V87L118 88ZM172 89V88H171ZM249 89V88H248ZM54 90H55V88H54ZM64 90V89H63ZM86 91H87V89H85ZM85 90H82V91H85ZM94 90V89H93ZM104 90V89H103ZM127 90V89H126ZM187 90H189V89H187ZM186 90V91H187ZM230 90V89H229ZM228 90V91H229ZM233 90V89H232ZM237 90V89H236ZM239 90H240V88H239ZM246 90V89H245ZM245 90H242V91H245ZM60 91H61V89H60ZM65 91V90H64ZM77 91V90H76ZM81 91V92H82ZM86 91L84 92V93H86ZM116 91V90H115ZM125 91V90H124ZM138 91V90H137ZM139 91L140 92H142L140 89H139ZM168 91V90H167ZM241 91V90H240ZM256 91V90H255ZM88 92V91H87ZM102 92V91H101ZM100 92V93H101ZM127 91H125V93H126ZM130 92V91H129ZM133 92H135V90L133 91ZM247 92V91H246ZM61 93H63L62 91H61ZM65 93V92H64ZM67 93V92H66ZM74 93V92H73ZM103 93V92H102ZM124 93V92H123ZM128 93V92H127ZM136 93V92H135ZM190 93V92H189ZM195 93V92H194ZM233 93V92H232ZM237 93V92H236ZM51 94V93H50ZM71 94H72V92H71ZM87 94V93H86ZM93 94V93H92ZM95 94V93H94ZM128 94H130V93H128ZM133 94V93H132ZM132 94H130V95H132ZM171 94V93H170ZM191 94V93H190ZM198 94V93H197ZM246 94V93H245ZM37 95V94H36ZM68 95V94H67ZM80 95V94H79ZM81 95H82V93H81ZM84 95V94H83ZM112 95V94H111ZM137 96H138V94H136ZM184 95H186V94H184ZM195 95V94H194ZM194 95L192 96V97H194ZM229 95V94H228ZM235 95V94H234ZM237 95V94H236ZM63 96V95H62ZM61 96V97H62ZM126 96V95H125ZM167 96V95H166ZM165 96V97H166ZM241 96V95H240ZM64 97H67V96H64ZM93 97V96H92ZM123 97V96H122ZM141 97V96H140ZM171 97V96H170ZM190 97V96H189ZM242 97V96H241ZM262 97H264V96H262ZM262 97H259V98H257V99H260V98H262ZM71 98H72V96H71ZM74 98H76V97H74ZM78 98V97H77ZM95 98V96L93 97V98H91V100H93ZM126 98V97H125ZM137 99H138V97H136ZM147 98H149V97H147ZM159 98V97H158ZM180 98V97H179ZM195 98V97H194ZM199 97H197V99H198ZM254 98V97H253ZM7 99V98H6ZM69 99H70V97H69ZM80 99V98H79ZM84 99V98H83ZM86 99V98H85ZM123 99V98H122ZM127 99V98H126ZM132 99V98H131ZM136 99V100H137ZM163 99V98H162ZM166 99V98H165ZM169 99H171V98H169ZM9 100V99H8ZM60 100V99H59ZM78 100V99H77ZM95 100V99H94ZM130 100V99H129ZM144 100V99H143ZM159 100V99H158ZM191 100V99H190ZM195 100V99H194ZM207 100V101H208ZM29 101V100H28ZM71 101V100H70ZM69 101V102H70ZM74 101H76V100H74ZM85 101V100H84ZM166 101V100H165ZM180 101V100H179ZM184 101V100H183ZM192 101V100H191ZM197 101V100H196ZM195 101V102H196ZM206 101V102H207ZM210 101V100H209ZM221 101V100H220ZM223 101V100H222ZM221 101V102H222ZM72 102V101H71ZM126 102H127V100H126ZM131 102V101H130ZM157 102V101H156ZM194 102V103H195ZM249 102V101H248ZM7 103V102H6ZM78 103V102H77ZM138 103V102H137ZM171 103H172V101H171ZM181 103V102H180ZM197 103V102H196ZM211 103V102H210ZM216 103V102H215ZM215 103L214 104H212V105H215ZM218 103H219V101H218ZM247 103V102H246ZM28 104V103H27ZM44 104V103H43ZM83 104V103H82ZM124 104V103H123ZM140 104V103H139ZM157 104V103H156ZM177 104V103H176ZM179 104V103H178ZM189 104H191V102L189 103ZM240 105H242L241 103H239ZM131 105V104H130ZM154 105V104H153ZM181 105V104H180ZM185 105H187V104H185ZM196 105V104H195ZM206 105H207V103H206ZM205 105V106H206ZM211 105V104H210ZM219 105V104H218ZM217 105V103H216V106H218ZM239 105V106H240ZM246 105V104H245ZM30 106H32V105H30ZM90 106V105H89ZM126 106V105H125ZM161 106V105H160ZM163 106V105H162ZM166 106V105H165ZM183 106V105H182ZM188 106V105H187ZM220 106V105H219ZM243 106V105H242ZM155 107V106H154ZM158 107V106H157ZM164 107V106H163ZM170 107V106H169ZM191 107H193V106H191ZM212 107V106H211ZM210 107V108H211ZM232 107H234V106H232ZM21 108V107H20ZM68 108V107H67ZM116 108V107H115ZM135 108V107H134ZM142 108V107H141ZM143 108H145V107H143ZM175 108H177V107H175ZM186 108V107H185ZM235 108V107H234ZM233 108V109H234ZM238 108H241L240 110L238 109ZM245 108H249L250 110H252L253 112H249L248 111V113L246 112V116L250 119L249 121H251V119H252V117L253 118H255V115L256 116H258V118L259 119H261V120H263L264 119V99H261V100H257V102H254L253 100L251 101V103H249L248 105H246V106H244L243 108L242 107H236L235 108V110H232V109H230V113H232L233 112V114L231 115V116H237L238 117V113L240 112L241 114L244 112L243 110L245 109ZM132 109V108H131ZM147 109V108H146ZM156 109V108H155ZM158 109V108H157ZM168 109V108H167ZM192 109V108H191ZM213 109V108H212ZM150 110H153V109H150ZM226 110H228V109H226ZM220 111V112H216L217 114L215 115L214 113H213V115L215 116V119L217 118L216 116H218V118L219 117H221L220 118V120H219V122L221 121V119L224 117V116H226L227 114H230L229 113V111ZM29 111V110H28ZM31 111V110H30ZM37 111V110H36ZM122 111V110H121ZM135 111V110H134ZM145 111V110H144ZM169 111V110H168ZM175 111V110H174ZM212 111V110H211ZM214 111V110H213ZM212 111V112H213ZM232 111V112H231ZM132 112V111H131ZM156 112V111H155ZM228 112V113H227ZM20 113V112H19ZM30 113V112H29ZM81 113V112H80ZM122 113H123V111H122ZM132 113H135V112H132ZM132 113H131V115H132ZM140 113V112H139ZM145 113H147V112H145ZM144 113V114H145ZM165 113H167V112H165ZM185 113V112H184ZM189 113H190V111H189ZM206 114H207V112H205ZM237 113V114H236ZM239 113V114H240ZM98 114V113H97ZM96 114V115H97ZM125 114V113H124ZM141 114V113H140ZM150 114V113H149ZM172 114H174V112L172 113ZM176 114V113H175ZM209 114V113H208ZM245 114V113H244ZM244 114H242L241 116H244ZM136 115L137 116H139L137 113H136ZM157 115V114H156ZM167 115V114H166ZM178 115V114H177ZM188 115H190V114H188ZM16 116V115H15ZM20 116V115H19ZM134 116V115H133ZM141 116H142V114H141ZM145 116V115H144ZM148 116V115H147ZM155 116V115H154ZM164 116V115H163ZM173 115H171V117H172ZM230 116V115H229ZM230 116V117H231ZM240 116V117H241ZM103 117V116H102ZM134 117H136V116H134ZM158 117V116H157ZM178 117V116H177ZM177 117H175V118H177ZM230 117H228V118H226V121H227V119L228 120H230ZM237 117H233V118H235V119H237ZM251 117V118H250ZM131 118L132 119H134L132 116H131ZM138 118H140V117H138ZM144 118H146V117H144ZM242 118V117H241ZM248 118H247V120H248ZM257 118V117H256ZM18 119V118H17ZM23 119V118H22ZM27 119V118H26ZM128 119V118H127ZM142 119H143V117H142ZM170 119V118H169ZM186 119V118H185ZM199 119V118H198ZM214 119V120H215ZM240 119V118H239ZM238 119V120H239ZM11 120V119H10ZM131 120V119H130ZM137 120V119H136ZM160 119H158V121H159ZM188 120V119H187ZM217 120V119H216ZM231 120H233V119H231ZM246 120V121H247ZM253 120V119H252ZM256 120H258V119H256ZM32 121V120H31ZM72 121V120H71ZM131 121H133V120H131ZM142 121V120H141ZM155 121V120H154ZM173 121V120H172ZM175 121V120H174ZM173 121V122H174ZM178 121V120H177ZM189 121H190V119H189ZM203 121V120H202ZM212 121V120H211ZM224 121V120H223ZM222 121V122H223ZM225 121V122H226ZM235 121V120H234ZM233 121V122H234ZM240 121V120H239ZM11 122V121H10ZM9 122V123H10ZM16 122V121H15ZM20 122V121H19ZM164 122H166V121H164ZM164 122H163V124H164ZM173 122H171V123H173ZM204 122V121H203ZM207 122V121H206ZM215 122V121H214ZM218 122V123H219ZM222 122H220V123H222ZM230 122H232V121H230ZM237 122V121H236ZM256 122V121H255ZM255 122H252L253 124L255 123ZM73 123V122H72ZM85 123V122H84ZM139 123V122H138ZM160 123H162V122H160ZM208 123V122H207ZM206 123V124H207ZM217 123V122H216ZM216 123H215V125H216ZM219 123V124H220ZM227 124H228V122H226ZM240 124H243L241 121L239 122ZM251 123V122H250ZM257 123V122H256ZM1 124V123H0ZM6 124V123H5ZM86 124V123H85ZM146 123H144V125H145ZM175 124V123H174ZM190 124V123H189ZM204 124V123H203ZM205 124V125H206ZM209 124H210V122H209ZM238 124V123H237ZM240 124H238L239 125V128H238V130H241L243 127V125L241 126ZM245 124V123H244ZM262 124H264V123H262ZM60 125V124H59ZM141 125V124H140ZM147 125V124H146ZM149 125H151L150 123H149ZM159 125H161V124H159ZM204 125V126H205ZM208 125V124H207ZM212 125V124H211ZM214 125V124H213ZM224 125H225V123H224ZM231 125V124H230ZM260 125V124H259ZM5 126V125H4ZM47 126V125H46ZM135 126V125H134ZM152 126V125H151ZM158 126V125H157ZM156 126V127H157ZM164 125H162V127H163ZM171 126H172V124H171ZM193 126V125H192ZM199 126V125H198ZM203 126V127H204ZM220 126V125H219ZM240 126L242 127V128H240ZM245 126V125H244ZM251 126V125H250ZM142 127L143 128H145L144 126H141V129H142ZM146 127H148V126H146ZM159 127V126H158ZM170 127V126H169ZM195 127V126H194ZM221 127V126H220ZM261 127V126H260ZM5 128V127H4ZM6 128H7V126H6ZM135 128V127H134ZM151 128V127H150ZM155 127H154V125H153V129H154ZM160 128V127H159ZM175 128V127H174ZM180 128V127H179ZM184 128V127H183ZM191 128V127H190ZM189 128V129H190ZM193 128V127H192ZM191 128V129H192ZM262 128V127H261ZM260 128V129H261ZM35 129V128H34ZM146 129V128H145ZM144 129V130H145ZM164 129V128H163ZM165 129H167V128H165ZM186 129H187V127H186ZM195 129H196V127H195ZM194 129V130H195ZM237 129V128H236ZM4 130V129H3ZM110 130V129H109ZM133 130V129H132ZM140 130V129H139ZM147 130V129H146ZM150 130V129H149ZM149 130L147 131V132H149ZM171 130H172V128H171ZM202 130V129H201ZM204 130V129H203ZM208 130H209V128H208ZM207 130V131H208ZM222 130H224V128H222ZM221 130V131H222ZM226 130V129H225ZM244 132H245V128H243L242 129ZM254 130V129H253ZM8 131V130H7ZM50 131H51V129H50ZM193 131V130H192ZM206 131V130H205ZM228 131V130H227ZM13 132V131H12ZM44 132V131H43ZM48 132V131H47ZM70 132V131H69ZM75 132V131H74ZM95 132V131H94ZM146 131H145V133H147ZM163 132V131H162ZM190 132H191V130H190ZM196 132V131H195ZM210 132V131H209ZM229 132V134H230V131H228ZM253 132V131H252ZM255 132V131H254ZM49 133V132H48ZM82 133V132H81ZM130 133H132V132H130ZM135 133V132H134ZM151 133V132H150ZM160 133V132H159ZM173 133V132H172ZM197 133V132H196ZM211 133V132H210ZM234 133V132H233ZM233 133H231V134H233ZM240 133V132H239ZM1 134V133H0ZM71 134V133H70ZM137 134V133H136ZM138 134H139V131H138ZM157 134V133H156ZM170 134V133H169ZM169 134H167V135H169ZM192 134V133H191ZM202 134H204V133H202ZM226 134H227V132H226ZM255 134H257V133H255ZM104 135V134H103ZM122 135V134H121ZM135 135V134H134ZM143 135V134H142ZM148 135H149V133H148ZM147 135V137L149 138V136H151V135H149L148 136ZM164 135H166V134H164ZM172 135H174V134H172ZM178 135V134H177ZM187 135V134H186ZM201 135V134H200ZM208 135H209V133H208ZM242 135V134H241ZM245 135V134H244ZM248 135V134H247ZM246 135V136H247ZM139 136V135H138ZM140 136H141V134H140ZM145 136V135H144ZM162 136V135H161ZM171 136V135H170ZM169 136V138H171V140L173 139V137L171 136L170 137ZM175 136V135H174ZM184 136V135H183ZM220 136H222V135H220ZM223 136H225L224 134H223ZM227 136V135H226ZM233 136V135H232ZM235 136V135H234ZM237 137H239L238 135H236ZM245 136V137H246ZM263 136V135H262ZM38 137H39V135H38ZM41 137V136H40ZM72 137V136H71ZM95 137V136H94ZM93 137V138H94ZM132 137H133V134H132ZM164 137V136H163ZM167 137V136H166ZM179 137V136H178ZM189 137V136H188ZM188 137H186V139L188 138ZM211 137V136H210ZM210 137H207V138H210ZM242 137V136H241ZM264 137V136H263ZM77 138V140H79L80 138H78V137H76ZM97 138V137H96ZM95 138V139H96ZM102 138V137H101ZM100 138V139H101ZM134 138H135V136H134ZM133 138V139H134ZM139 138V137H138ZM141 138V137H140ZM151 138H152V136H151ZM159 138V137H158ZM168 137H167V140L169 139ZM175 138V137H174ZM182 138V137H181ZM202 138H205V137H202ZM236 138V137H235ZM234 137L232 138L231 136H230V138H229V136H228V138L226 139V141H230L232 144H236L237 146L239 145V144H241V142L239 143L236 139H235ZM30 139V138H29ZM99 139V140H100ZM142 139V138H141ZM147 139V138H146ZM150 139V138H149ZM149 139H148V141H149ZM152 139H154V138H152ZM160 139V138H159ZM161 139H163V138H161ZM190 139V138H189ZM201 139V138H200ZM199 139V140H200ZM217 139H218V137H217ZM239 139H241V138H239ZM242 139H243V137H242ZM73 140V139H72ZM96 140H98V139H96ZM130 140H131V138H130ZM135 140V139H134ZM151 140V139H150ZM155 140V139H154ZM165 140V139H164ZM170 140V139H169ZM198 140V139H197ZM247 140H248V137H247ZM250 140V139H249ZM248 140V141H249ZM261 140L262 141H264V138L262 139L261 138ZM5 141V140H4ZM143 141H145V140H143ZM147 141V140H146ZM163 141V140H162ZM166 141V140H165ZM175 141V140H174ZM173 141V142H174ZM204 141V140H203ZM202 141V142H203ZM219 141V140H218ZM224 142V143H229V142ZM244 141H246V139L244 140ZM251 141V140H250ZM254 141V140H253ZM40 142H42V141H40ZM70 142H72L71 140H70ZM73 142H75V141H73ZM72 142V143H73ZM77 142V141H76ZM75 142V143H76ZM86 142V141H85ZM152 142V141H151ZM172 142V141H171ZM198 142V141H197ZM208 142H209V140H208ZM255 142V141H254ZM23 143V142H22ZM69 143V142H68ZM84 143V142H83ZM83 143H81V144H83ZM148 143V142H147ZM155 143V142H154ZM205 143V142H204ZM207 143V142H206ZM223 143V142H222ZM221 143V144H222ZM237 143H239V144H237ZM252 143V142H251ZM256 143V142H255ZM259 143V142H258ZM43 144V143H42ZM78 144H80L79 143V141H78ZM85 144V143H84ZM134 144V143H133ZM153 144V143H152ZM151 144V145H152ZM156 144H157V141H156ZM165 144H167V143H165ZM171 144V143H170ZM181 144V143H180ZM191 144H193V143H191ZM201 144H203V143H201ZM221 144H220V146H221ZM250 144V143H249ZM248 144V145H249ZM86 145H88V144H86ZM151 145H149V146H151ZM199 145V144H198ZM205 145V144H204ZM208 145V144H207ZM213 145H215V144H213ZM224 145V144H223ZM229 145V144H228ZM242 145V144H241ZM253 145V144H252ZM256 145V144H255ZM254 145V146H255ZM8 146V145H7ZM38 146V145H37ZM73 146H74V144H73ZM78 146V145H77ZM80 146V145H79ZM78 146V147H79ZM154 146H156V145H154ZM184 146H185V144H184ZM262 146V145H261ZM260 146V147H261ZM29 147V146H28ZM76 147V146H75ZM85 147H87V146H85ZM141 147H142V145H141ZM174 147H175V145H174ZM195 147V146H194ZM201 147V146H200ZM213 147V146H212ZM219 147V146H218ZM231 147H232V145H231ZM235 147V146H234ZM245 146H243L242 148H244ZM250 147V146H249ZM252 147V146H251ZM38 148V147H37ZM57 148V147H56ZM70 148H71V146H70ZM77 148V147H76ZM83 148V147H82ZM197 148V147H196ZM208 148V147H207ZM235 148H238V147H235ZM234 148V149H235ZM240 148H241V146H240ZM44 149H46V148H44ZM72 149V148H71ZM74 149V148H73ZM138 149V148H137ZM144 149V148H143ZM159 149V148H158ZM162 149V148H161ZM160 149V150H161ZM220 149V148H219ZM239 149V148H238ZM247 149H249V148H247ZM262 149V148H261ZM139 150H140V148H139ZM156 150V149H155ZM185 150V149H184ZM213 150V149H212ZM222 150V149H221ZM229 150V149H228ZM227 150V151H228ZM231 150V149H230ZM237 150V149H236ZM241 150V149H240ZM245 150V149H244ZM243 150V151H244ZM253 150V149H252ZM263 150V149H262ZM41 151H42V149H41ZM71 151L72 150H70V153H71ZM79 151H81L80 149H79ZM138 151V150H137ZM141 151V150H140ZM153 151V150H152ZM172 151V150H171ZM203 151V150H202ZM217 151V150H216ZM239 151V150H238ZM66 152V151H65ZM76 152H77V150H76ZM89 152V151H88ZM180 152H182V151H180ZM208 152V151H207ZM223 152H224V150H223ZM223 152H221V153H223ZM231 152V151H230ZM241 152V151H240ZM41 153V152H40ZM42 153H44V152H42ZM64 153V152H63ZM70 153H68V154H70ZM73 153V152H72ZM84 153V152H83ZM139 154H140V152H138ZM157 153H158V151H157ZM160 153V152H159ZM164 153V152H163ZM186 153V152H185ZM225 153V152H224ZM56 154V153H55ZM67 154V155H68ZM81 154V153H80ZM79 154V155H80ZM138 154V155H139ZM142 154V153H141ZM145 155H146V153H144ZM173 154V153H172ZM242 154V153H241ZM245 154V153H244ZM251 154V153H250ZM71 155V154H70ZM74 155V154H73ZM82 155V154H81ZM166 155V154H165ZM192 155V154H191ZM194 155H195V153H194ZM199 154H197V156H198ZM203 155V154H202ZM226 155V154H225ZM237 155H238V153H237ZM248 155V154H247ZM69 156V155H68ZM133 156V155H132ZM161 156V155H160ZM190 156V155H189ZM232 156V155H231ZM138 157V156H137ZM156 157V156H155ZM209 157V156H208ZM220 157V156H219ZM238 157H240V156H238ZM135 158V157H134ZM138 158H140L139 160H141V156H139ZM144 158V157H143ZM148 158V157H147ZM161 158H162V156H161ZM192 158V160H193V157H191ZM45 159V158H44ZM57 159V158H56ZM129 159H130V157H129ZM136 159V158H135ZM150 159V158H149ZM156 159V158H155ZM68 160V159H67ZM138 160V161H139ZM143 160V159H142ZM146 160V159H145ZM168 160V159H167ZM176 160V159H175ZM190 160V159H189ZM7 161V160H6ZM128 161V160H127ZM135 161H137V160H132V162H134L135 163ZM148 161H150V160H148ZM161 160H155V161H153V162H149L148 164H144V160H143V162L141 161V163H140V161L139 162H137V163H135V164H137L138 166H136L134 163H132L131 162V164H122V162H120L119 161V163H121L120 165L118 164V166H120L123 170L125 169H128V168H130L131 166L130 165H135L133 168L135 169V167L137 168H140V170L141 169H145L146 168V166L148 167V168H146V170H149V173L151 172V173H160L159 171V169H162V168H160L161 166L163 167L165 164H162V161L160 162ZM169 161V160H168ZM191 161V160H190ZM208 161V160H207ZM226 161V160H225ZM247 161H250V160H247ZM247 161H245V160H241L240 159V161H239V165H240V167H242L241 169H242V172L244 173L243 174V179L241 178V182H240V187H239V189H241L242 190V192H244V193H247V195H248V197H250L249 196V194L248 193H250V194H252L254 197H253V199L255 198V200H257L258 201V203H259V205H264V180L263 179H261L260 181L259 180H256V182H252V178H253V181H254V176L256 175V177L257 176H259L261 173L259 172V170H258V172H259V175H258V172L256 171V170H253L254 172L256 171V174H254V173H252V174H254V176L251 178V176H250V174L248 173V170H247V168H246V166H248V167H252V166H249L250 164L249 163H251V162H247ZM124 162H126V161H124ZM130 162V161H129ZM128 162V163H129ZM172 162V161H171ZM185 162V161H184ZM187 162V161H186ZM223 162V161H222ZM26 163V162H25ZM145 163H147L146 161H145ZM166 164H167V162H165ZM173 163V162H172ZM178 163V162H177ZM181 163H182V161H181ZM66 164V163H65ZM70 164V163H69ZM105 164V163H104ZM183 164V163H182ZM202 164V163H201ZM236 164V163H235ZM249 164V165H248ZM253 164V163H252ZM47 165V164H46ZM64 165V164H63ZM117 165V164H116ZM177 165V164H176ZM210 165V164H209ZM254 165V164H253ZM99 166V165H98ZM97 166V167H98ZM112 166V165H111ZM110 166V167H111ZM174 166H175V164H174ZM180 166V165H179ZM206 166V165H205ZM258 166V165H257ZM131 167V168H132ZM169 167V166H168ZM173 167V166H172ZM175 167H177V166H175ZM181 167V166H180ZM133 168H132V170H133ZM164 168V167H163ZM170 168V167H169ZM236 168H237V166H236ZM260 168V167H259ZM100 169H102V168H100ZM111 169H112V167H111ZM118 169H120L119 167H118ZM117 169V170H118ZM172 169H174V168H172ZM177 169H179V168H177ZM211 169V168H210ZM239 169V168H238ZM241 169H239L240 171H241ZM253 169V168H252ZM255 169V168H254ZM70 170V169H69ZM96 170V169H95ZM104 170V169H103ZM107 170V169H106ZM129 170V169H128ZM159 170V171H158ZM170 170V169H169ZM169 170H168V172H169ZM174 170H176V169H174ZM205 170V169H204ZM215 170V169H214ZM219 170V169H218ZM221 170V169H220ZM235 170V169H234ZM250 170V169H249ZM33 171V170H32ZM61 171V170H60ZM98 171V170H97ZM109 171V170H108ZM115 171V170H114ZM121 171V170H120ZM136 170H134V172H135ZM142 171V170H141ZM165 171H166V169H165ZM172 171V170H171ZM182 172H183V170H181ZM232 171V170H231ZM238 171V170H237ZM75 172V171H74ZM87 172V171H86ZM101 172H103V171H101ZM116 172V171H115ZM125 172V171H124ZM128 172V171H127ZM130 172V171H129ZM133 172V171H132ZM131 172V173H132ZM144 172V171H143ZM163 172V171H162ZM250 172V171H249ZM252 172V171H251ZM95 173V172H94ZM126 173V172H125ZM130 173V174H131ZM141 173L142 172H140L139 173V175H141ZM148 173V172H147ZM150 173V174H151ZM167 173V171L165 172V174ZM171 173V172H170ZM187 173V172H186ZM191 173V172H190ZM219 173V172H218ZM233 173V172H232ZM240 173V172H239ZM93 174V173H92ZM101 174V173H100ZM103 174V173H102ZM111 174V173H110ZM135 174H137L138 175V170H137V172H135ZM145 174V173H144ZM164 174V175H165ZM172 174V173H171ZM214 174V173H213ZM212 174V175H213ZM237 174V173H236ZM241 174V173H240ZM251 174V175H252ZM96 175V174H95ZM97 175H98V173H97ZM115 175V174H114ZM127 175H129V174H127ZM152 175V174H151ZM150 175V176H151ZM158 175V174H157ZM161 175V174H160ZM164 175H163V177H164ZM169 175V174H168ZM180 175V174H179ZM185 175V174H184ZM227 175V174H226ZM262 175V174H261ZM260 175V176H261ZM99 176V175H98ZM109 176V175H108ZM124 177H125V175H123ZM142 176V175H141ZM140 176V177H141ZM149 176V175H148ZM156 175H154L153 177H155ZM177 176H178V174H177ZM188 176V175H187ZM217 176V175H216ZM238 176V175H237ZM47 177V176H46ZM83 177V176H82ZM106 177V176H105ZM110 177V176H109ZM122 177V176H121ZM133 177V176H132ZM162 177V178H163ZM186 177V176H185ZM214 177V176H213ZM218 177V176H217ZM255 177V179H257ZM94 178V177H93ZM102 178V177H101ZM128 178H130L131 179V177L130 176H128ZM135 178V176L133 177V179ZM149 178V177H148ZM157 178V177H156ZM179 178V177H178ZM190 178V177H189ZM195 178V177H194ZM212 178V177H211ZM84 179H85V177H84ZM95 179V178H94ZM119 179V178H118ZM121 180L123 179V178H120ZM127 179V178H126ZM125 179V180H126ZM133 179L131 180V181H133ZM136 179V178H135ZM164 179V178H163ZM165 179H166V177H165ZM172 179V178H171ZM180 179V178H179ZM214 179H216V177L214 178ZM237 179V178H236ZM236 179H235V181H236ZM1 180V179H0ZM86 180V179H85ZM124 180V181H125ZM181 180V179H180ZM179 180V181H180ZM203 180V179H202ZM231 180V179H230ZM124 181H122V183L124 182ZM128 181H129V179H128ZM136 181V180H135ZM155 181H159V179L157 180V179H155ZM165 181V180H164ZM167 181V180H166ZM198 181V180H197ZM215 181H217L218 182V180H215ZM63 182V181H62ZM88 182V181H87ZM94 182V181H93ZM121 182V181H120ZM126 182V181H125ZM171 182V184L172 183H174V182H172V181H170ZM187 182V181H186ZM233 182V181H232ZM238 182V181H237ZM129 183V182H128ZM132 183V182H131ZM162 183H164L163 185H165L166 183L165 182H156V184H158L155 188L156 189H158V187L160 186V184H162ZM183 183V182H182ZM220 183V182H219ZM149 184V183H148ZM151 184V183H150ZM150 184H149V186H150ZM154 184V183H153ZM169 184V183H168ZM176 184V183H175ZM184 184V183H183ZM182 184V185H183ZM187 184V183H186ZM214 184V183H213ZM236 184V183H235ZM239 184V183H238ZM71 185V184H70ZM123 185H124V183H123ZM127 185H130V183L129 184H127ZM142 185V184H141ZM155 185V184H154ZM154 185H152L153 187H154ZM167 185V184H166ZM176 185H178V184H176ZM189 185V184H188ZM216 185V184H215ZM222 185H224V184H221V186ZM229 185V184H228ZM227 185V186H228ZM237 185V184H236ZM121 186H122V184H121ZM138 186V185H137ZM143 186V185H142ZM152 186H150L152 189H153V187ZM179 186V185H178ZM178 186H175V189H173V190H175L176 191V188L178 187ZM191 186H192V183H191ZM217 186V185H216ZM74 187V186H73ZM77 187V186H76ZM79 187V186H78ZM98 187V186H97ZM128 187V186H127ZM130 187V186H129ZM136 187V186H135ZM141 187V186H140ZM144 187V186H143ZM148 186L146 185L145 186V188H147ZM150 187H148V188H150ZM160 187H162L161 189L159 188V190H164V189H166L167 190V188L169 187V186H164V187H166V188H164L163 186H160ZM186 187V186H185ZM190 186H188V188H189ZM233 187V186H232ZM237 187V186H236ZM56 188V187H55ZM137 188V187H136ZM135 188V189H136ZM164 188V189H163ZM218 188V187H217ZM230 188V187H229ZM77 189V188H76ZM76 189H75V191H76ZM155 189V190H156ZM178 189V188H177ZM191 189H193V188H191ZM190 189V190H191ZM71 190V189H70ZM81 190V189H80ZM148 190V189H147ZM154 190V189H153ZM166 190H164V192L166 191ZM173 190H171L170 189V191H173ZM180 190V189H179ZM178 190V191H179ZM182 190V189H181ZM229 190V189H228ZM240 190V191H241ZM143 193H145L144 191H143V189L141 190ZM146 191V190H145ZM157 191V190H156ZM168 192H169V188H168V190H167ZM166 191V192H167ZM177 191V192H178ZM220 191V190H219ZM27 192V191H26ZM132 192V191H131ZM130 192V193H131ZM148 192V191H147ZM168 192H167V194H168ZM176 192V193H177ZM182 192V191H181ZM183 192H185V190H183ZM76 193V192H75ZM157 193V192H156ZM171 193H175L174 191L173 192H170V194ZM179 193V192H178ZM177 193V194H178ZM227 193V192H226ZM67 194V193H66ZM132 194V193H131ZM147 194V193H146ZM155 194V193H154ZM158 194V193H157ZM166 194V195H167ZM184 194V193H183ZM232 194V193H231ZM236 194V193H235ZM239 194H240V192H239ZM82 195V194H81ZM145 195V194H144ZM149 195H152V194H149ZM173 194H171V196H172ZM214 195V194H213ZM233 195V194H232ZM245 195V194H244ZM84 196V195H83ZM93 196V195H92ZM118 196V195H117ZM153 196V195H152ZM151 196V197H152ZM175 196H177L176 194H174V197ZM186 196V195H185ZM190 196H191V194H190ZM231 196V195H230ZM237 196V195H236ZM243 196V195H242ZM11 197V196H10ZM113 197V196H112ZM135 197V196H134ZM140 197H141V195H140ZM146 197V196H145ZM179 198L178 199H181V198H183V196L181 197V195L180 196H178ZM181 197V198H180ZM186 197H189L188 196V194H187V196ZM201 197V196H200ZM208 197V196H207ZM191 198V197H190ZM199 198V197H198ZM246 198V197H245ZM11 199V198H10ZM140 199V198H139ZM151 199H153V198H150V200ZM171 199H172V197H171ZM174 199V198H173ZM177 199V198H176ZM175 199V200H176ZM185 200H186V198H184ZM203 199V198H202ZM226 199V198H225ZM224 199V200H225ZM252 199V198H251ZM8 200V199H7ZM15 200V199H14ZM80 200V198L78 199V201ZM86 200V199H85ZM166 200V199H165ZM195 200V199H194ZM193 200V201H194ZM238 200V199H237ZM249 200H250V198H249ZM1 201V200H0ZM2 201H4V200H2ZM81 201V200H80ZM79 201V202H80ZM146 201V200H145ZM144 201V202H145ZM187 201V200H186ZM185 201V202H186ZM199 201V200H198ZM207 201V200H206ZM222 201V200H221ZM132 202V201H131ZM151 202V201H150ZM179 202V201H178ZM181 202H183V200L181 201ZM201 202V201H200ZM200 202H199V204H200ZM214 202V201H213ZM234 202V201H233ZM236 202V201H235ZM252 202V201H251ZM82 203V202H81ZM141 203V202H140ZM206 203V202H205ZM169 204H171V203H169ZM197 204V203H196ZM220 204V203H219ZM253 204V203H252ZM84 205V204H83ZM106 205V204H105ZM194 205V204H193ZM192 205V206H193ZM255 205V204H254ZM258 205V204H257ZM263 205H262V207H263ZM79 206H81L82 207V205H80V203H79ZM107 206H108V204H107ZM186 206H187V204H186ZM194 206H196V205H194ZM215 206V205H214ZM218 206V205H217ZM81 207H79V208H81ZM166 207V206H165ZM200 207V206H199ZM239 207V206H238ZM112 208H113V206H112ZM140 208H142V207H140ZM236 208V207H235ZM258 208H260V207H258ZM95 209V208H94ZM167 209V208H166ZM199 209V208H198ZM202 209V208H201ZM206 209V208H205ZM253 209H255V207L253 208ZM264 209V208H263ZM235 210V209H234ZM132 211V210H131ZM197 211V210H196ZM199 211H200V209H199ZM90 212V211H89ZM181 212V211H180ZM214 212V211H213ZM227 212H229V211H227ZM204 213V212H203ZM207 213V212H206ZM205 213V214H206ZM220 213V212H219ZM233 213V212H232ZM262 213V212H261ZM171 214V213H170ZM194 214H195V210L193 209V208H191V206H190V210H189V213H188V215H189V217H193L194 216ZM200 214V213H199ZM214 214V213H213ZM216 214V213H215ZM221 214V213H220ZM227 214V213H226ZM234 214V213H233ZM124 215V214H123ZM162 215V214H161ZM204 215V214H203ZM218 215V214H217ZM244 215V214H243ZM58 216V215H57ZM202 216V215H201ZM206 216V215H205ZM205 216H202V217H204V218H206ZM210 216H213V215H210ZM233 216V215H232ZM242 216V215H241ZM240 216V217H241ZM124 217V219H125V216H123ZM215 216H213V219H215L214 218ZM217 217V216H216ZM230 217V216H229ZM237 217V216H236ZM122 218V217H121ZM120 218V219H121ZM210 218V217H209ZM218 218H220L221 219V216L220 217H218ZM225 218V217H224ZM242 218V217H241ZM244 219V218H243ZM257 219V218H256ZM19 220V219H18ZM56 220H57V218H56ZM129 220V219H128ZM173 220V219H172ZM223 220V219H222ZM124 221V220H123ZM127 221V220H126ZM136 221V220H135ZM245 221V220H244ZM104 222V221H103ZM130 222V221H129ZM128 222V223H129ZM131 222H132V220H131ZM134 222V221H133ZM240 222V221H239ZM253 222V221H252ZM47 223V222H46ZM125 223V222H124ZM136 223V222H135ZM186 223V222H185ZM207 223V222H206ZM205 223V224H206ZM209 223V222H208ZM214 223H216V222H214ZM230 223H232V222H230ZM236 223V222H235ZM243 223V222H242ZM245 223V222H244ZM247 223V222H246ZM136 224H138V223H136ZM135 224V225H136ZM202 223H200V226H202L201 225ZM211 224V223H210ZM249 224V223H248ZM21 225V224H20ZM133 225V224H132ZM207 225L208 224H206V227H207ZM214 225V224H213ZM232 225H234L233 223H232ZM237 225V224H236ZM239 225V224H238ZM240 225H241V223H240ZM129 226H130V224H129ZM128 226V227H129ZM137 226V225H136ZM139 226V225H138ZM143 226V225H142ZM179 226V225H178ZM184 226V225H183ZM199 226V225H198ZM209 226V225H208ZM212 226V225H211ZM219 226V225H218ZM248 227H249V225H247ZM252 226H253V223H252ZM259 226V225H258ZM141 227V226H140ZM145 227H146V225H145ZM148 227V226H147ZM146 227V228H147ZM205 227V228H206ZM210 227V226H209ZM221 227V226H220ZM219 227V228H220ZM225 227H227V226H225ZM242 227V226H241ZM137 228V227H136ZM208 228V227H207ZM222 228V227H221ZM137 229H139V228H137ZM158 229V228H157ZM197 229H198V227H197ZM201 228L199 227V230H200ZM202 229H203V227H202ZM201 229V231H202V233L203 232H205V229H203L202 230ZM211 229V228H210ZM215 229V228H214ZM213 229V230H214ZM216 229H217V227H216ZM215 229V230H216ZM232 228H230V232L232 231L231 230ZM249 230L250 229H252V228H248ZM199 230H198V232H199ZM208 230H209V228H208ZM26 231V230H25ZM226 231V230H225ZM234 232H235V230H233ZM237 231V230H236ZM140 232V231H139ZM143 232V231H142ZM221 232V231H220ZM224 232V231H223ZM228 231H226V233H227ZM252 232H254V231H252ZM252 232H250V233H252ZM121 233V232H120ZM141 233V232H140ZM210 233V232H209ZM229 233V232H228ZM232 233V232H231ZM239 233V232H238ZM137 234V233H136ZM144 234V233H143ZM167 234V233H166ZM200 234V233H199ZM198 234V235H199ZM204 234V233H203ZM222 234V233H221ZM235 234H237V233H235ZM247 234V233H246ZM249 234V233H248ZM254 234V233H253ZM262 234V233H261ZM264 234V233H263ZM142 235V234H141ZM141 235H139V236H141ZM209 235V234H208ZM225 235V234H224ZM228 235V234H227ZM230 236H231V234H229ZM228 235V236H229ZM234 235V234H233ZM240 235H241V233H240ZM143 236V235H142ZM204 236V235H203ZM211 236V235H210ZM227 236V237H228ZM237 236H239V235H237ZM242 236V235H241ZM133 237V236H132ZM131 237V238H132ZM168 237V236H167ZM197 237H200V236H197ZM215 237V236H214ZM225 237V236H224ZM245 237V236H244ZM142 238V237H141ZM194 238V237H193ZM196 238V237H195ZM204 238V237H203ZM211 238V237H210ZM228 238H230V237H228ZM234 238H236V237H234ZM233 238V239H234ZM241 238V237H240ZM240 238H238L237 237V239H240ZM254 238H256V237H254ZM39 239V238H38ZM147 239V238H146ZM171 239V238H170ZM192 239V238H191ZM198 239V238H197ZM218 239V238H217ZM231 239H232V237H231ZM236 239V240H237ZM257 239V238H256ZM9 240V239H8ZM145 240V239H144ZM213 240V239H212ZM223 240H225V239H223ZM229 239H227V241H228ZM247 240H249L248 238H247ZM142 241H143V239H142ZM158 241V240H157ZM166 241V240H165ZM219 241V240H218ZM230 241V240H229ZM228 241V242H229ZM232 241V240H231ZM237 241H239V240H237ZM152 242V241H151ZM163 242V241H162ZM166 242H168V241H166ZM232 242H235V240L234 241H232ZM240 242H242L241 241V239H240ZM245 242H246V240H245ZM248 242V241H247ZM43 243V242H42ZM210 243V242H209ZM236 243V242H235ZM238 243V242H237ZM237 243H236V246H237ZM253 242H251V244H252ZM12 244V243H11ZM194 244V243H193ZM230 244H232V243H230ZM245 244V243H244ZM250 244V245H251ZM196 245H197V243H196ZM233 246H234V244H232ZM243 245V244H242ZM241 245V246H242ZM254 245V244H253ZM257 245V244H256ZM207 246V245H206ZM225 246V245H224ZM240 246V245H239ZM240 246V248H236L235 246V248L239 251V255L241 256L242 254V252H243V248ZM252 246V245H251ZM95 247V246H94ZM125 247V246H124ZM136 247V246H135ZM195 247V246H194ZM244 247H246L245 245H244ZM248 247V246H247ZM260 247V246H259ZM50 248V247H49ZM126 248V247H125ZM209 248V247H208ZM252 248H254V247H252ZM197 249V248H196ZM222 249V248H221ZM233 249V248H232ZM143 250V249H142ZM216 250H217V248H216ZM251 250V249H250ZM253 250V249H252ZM251 250V251H252ZM258 250V249H257ZM80 251V250H79ZM135 251V250H134ZM148 251V250H147ZM194 251V250H193ZM202 251V250H201ZM246 251V250H245ZM248 251V250H247ZM259 251V250H258ZM155 252V251H154ZM218 252V251H217ZM230 252V251H229ZM231 252H232V250H231ZM233 252H234V250H233ZM256 252V251H255ZM210 253H212V252H210ZM216 253V252H215ZM248 253H250L249 251H248ZM259 253V252H258ZM257 253V254H258ZM218 254H219V252H218ZM229 254H231V253H229ZM235 253H233L232 254V256L234 255ZM252 254V253H251ZM251 254H248V255H251ZM253 254H255L256 255V253H253ZM16 255V254H15ZM144 255V254H143ZM157 255V254H156ZM206 255H208V254H206ZM238 255V254H237ZM237 255L235 254V256L234 257H237ZM238 255V256H239ZM260 255V254H259ZM69 256V255H68ZM211 256V255H210ZM231 256V257H232ZM254 256V255H253ZM217 257V256H216ZM230 257V256H229ZM243 257H245V256H243ZM242 256L241 257H239V258H241V259H243V260H241L240 262L238 261V263L237 264H253V262L251 263L250 261H249V258H243ZM92 258V257H91ZM147 258V257H146ZM213 258V257H212ZM233 258V257H232ZM256 258V257H255ZM87 259V258H86ZM210 259V258H209ZM215 259V258H214ZM236 259V258H235ZM239 260V259H238ZM253 260V259H252ZM264 260V259H263ZM43 261V260H42ZM236 261V260H235ZM261 261V260H260ZM67 262V261H66ZM210 262V261H209ZM255 262V261H254ZM259 262V261H258ZM28 263V262H27ZM33 263V262H32ZM236 263V262H235ZM257 263V262H256ZM256 263H254V264H256ZM264 263V262H263ZM58 264V263H57ZM65 264V263H64ZM261 264H262V262H261Z\"/></svg>",
	"mask_w": 264,
	"mask_h": 264
}]
</instances>
